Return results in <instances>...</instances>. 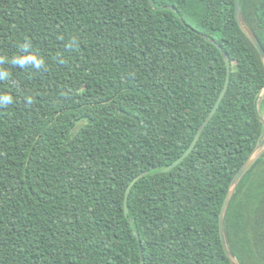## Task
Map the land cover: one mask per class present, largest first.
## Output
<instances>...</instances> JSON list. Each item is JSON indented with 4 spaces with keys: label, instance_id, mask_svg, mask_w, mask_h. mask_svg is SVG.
<instances>
[{
    "label": "trees",
    "instance_id": "16d2710c",
    "mask_svg": "<svg viewBox=\"0 0 264 264\" xmlns=\"http://www.w3.org/2000/svg\"><path fill=\"white\" fill-rule=\"evenodd\" d=\"M153 1L0 0V264H233L220 213L264 136V61L236 0ZM241 13L264 48V0ZM225 57L218 110L163 172L212 111ZM225 233L239 264H264V153Z\"/></svg>",
    "mask_w": 264,
    "mask_h": 264
},
{
    "label": "water",
    "instance_id": "95a60500",
    "mask_svg": "<svg viewBox=\"0 0 264 264\" xmlns=\"http://www.w3.org/2000/svg\"><path fill=\"white\" fill-rule=\"evenodd\" d=\"M152 7H155L154 1L153 0H149ZM172 11H176L174 8H170ZM236 19L237 22L239 23L241 29L244 31V33L248 36V38L252 41V43L255 45V47L257 48V50L259 51L263 61H264V48L262 46V44L260 43L259 39L257 38V36L255 35V33L250 29V27L247 25V23L244 21L242 13H241V0H236ZM204 38H207L206 36H203ZM212 43H214L215 45H217L219 48L220 46L218 44H216L214 41H212ZM221 49V48H220ZM225 62H226V68H227V77H226V81L224 84V87L219 95V98L217 99L212 111L209 113L208 117L206 118V120L203 122V124L201 125V127L199 128L194 140L192 141L191 145L189 146V148L186 150V152L178 159L176 160L174 163H172L170 166L166 167L163 169V172H170L171 170H173L174 168H176L181 162L184 161V159H186V157L189 156V154L193 151L194 147L196 146V144L198 143L201 134L204 130V128L206 127V125L210 122V120L212 119V117L214 116V114L216 113V111L218 110L227 90L229 87V83H230V77H231V66H230V60L228 57H225ZM264 100V89L257 95L256 99H255V108H256V113L258 118L260 119V121L264 124V116L261 113V102ZM85 121H82L81 123H79V125L75 128V133L84 125ZM264 153V136L262 138V140L260 141V143L258 144V146L256 147V149L253 151V153L251 154V156L248 158V160L245 162V164L242 166V168L240 169V171L236 174V176L234 177L230 189L228 191V194L225 198L224 204L222 206L221 209V213H220V222H219V226H220V235H221V240L224 246V249L228 255V257L231 259L233 264H239L237 262V260L234 258V256L232 255L228 243H227V239H226V233H225V216L227 213V209L229 206V203L232 199V196L238 186V184L240 183L241 179L243 178V176L246 174V172L250 169V167L255 163V161ZM147 173H143L141 175H139L138 177H136L128 186L126 193H125V201H124V211H125V215L128 217V213H129V206H128V202H129V194L131 189L133 188V186L141 179L143 178ZM141 264H143V259L141 260Z\"/></svg>",
    "mask_w": 264,
    "mask_h": 264
},
{
    "label": "clouds",
    "instance_id": "9594fccd",
    "mask_svg": "<svg viewBox=\"0 0 264 264\" xmlns=\"http://www.w3.org/2000/svg\"><path fill=\"white\" fill-rule=\"evenodd\" d=\"M18 62L23 65L24 63H28V62H31V63H36L34 58H30V57H25L24 59H18ZM38 66V65H37ZM0 99H2L4 102H11L12 101V97L11 96H8V95H5L3 97H0Z\"/></svg>",
    "mask_w": 264,
    "mask_h": 264
},
{
    "label": "rangeland",
    "instance_id": "374dc122",
    "mask_svg": "<svg viewBox=\"0 0 264 264\" xmlns=\"http://www.w3.org/2000/svg\"><path fill=\"white\" fill-rule=\"evenodd\" d=\"M263 116H264V109H263Z\"/></svg>",
    "mask_w": 264,
    "mask_h": 264
}]
</instances>
